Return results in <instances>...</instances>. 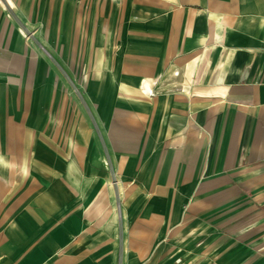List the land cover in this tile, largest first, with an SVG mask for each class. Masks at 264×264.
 <instances>
[{"label":"crops","instance_id":"crops-1","mask_svg":"<svg viewBox=\"0 0 264 264\" xmlns=\"http://www.w3.org/2000/svg\"><path fill=\"white\" fill-rule=\"evenodd\" d=\"M4 3L87 109L0 13V264H174L209 229L264 234V0Z\"/></svg>","mask_w":264,"mask_h":264},{"label":"rangeland","instance_id":"rangeland-1","mask_svg":"<svg viewBox=\"0 0 264 264\" xmlns=\"http://www.w3.org/2000/svg\"><path fill=\"white\" fill-rule=\"evenodd\" d=\"M0 13L9 20L16 32L37 50L42 52L48 63L52 64L54 76H58L64 83V93L79 100L83 110L86 103L82 99V92L71 85V73L65 63L58 58L50 46L41 42L38 34L39 25L20 21L18 7L7 6L0 0ZM46 52V53H45ZM232 238L227 230H207L202 237L195 238V242L187 247L178 249L179 255L174 264H264V234L257 237L241 236ZM194 240V239H193ZM181 251V252H180Z\"/></svg>","mask_w":264,"mask_h":264}]
</instances>
